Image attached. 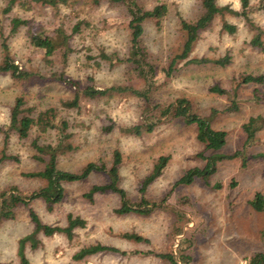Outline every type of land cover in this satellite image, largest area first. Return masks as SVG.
<instances>
[{"label": "rangeland", "instance_id": "1", "mask_svg": "<svg viewBox=\"0 0 264 264\" xmlns=\"http://www.w3.org/2000/svg\"><path fill=\"white\" fill-rule=\"evenodd\" d=\"M153 18L143 22L141 45L146 48L148 60L158 69L157 84L151 87L150 101L127 91H116L99 97L78 95V106L64 102L74 97V87L59 79L62 74L74 80L82 90L87 85L95 88L112 86L143 90L147 83L139 78L131 65L124 63L130 47V15L124 0H68L55 7L31 0H0V61L4 40L14 63L32 73L28 79L16 80L0 73V155L1 151L17 160L5 159L0 163V200L2 193L13 191L29 196L46 185L41 177L26 174L41 171L48 155L47 145L58 142L56 129L41 132L34 126L26 138H19L9 130L10 108L16 96H23L24 106L32 109L35 117L43 119L49 108L54 115L69 124L66 140L74 148L58 152L56 167L79 172L88 162L103 163L109 168L112 153L121 154L119 186L130 202L145 198L157 206L148 214H119L121 200L112 191L97 192L89 199L86 193L93 185L108 183L104 171H93L86 178L62 182L63 197L47 208L42 198L29 205L18 204L13 215L0 220V264H171L173 256L179 264H247L249 256L264 250V211H257L250 201L255 193L264 196V98L253 99L255 85L242 84L245 74L264 73V32L262 47L252 46L255 34L242 16L229 12L218 14L199 31L189 58L217 59L225 54L231 57L225 66L215 63L185 64L178 60L170 76L160 70L182 50L184 33L179 20H196L203 11L201 0H136ZM240 10V0H216ZM264 0H250L257 6ZM261 5V4H260ZM166 10L163 13V7ZM250 18L264 30V7L253 9ZM26 20L11 32L13 18ZM79 23L80 30L72 31ZM223 23L236 26L233 33ZM62 28L69 35L68 54L63 58L57 50L50 59L31 50L29 36L34 31L54 33ZM63 50V49H62ZM101 53L110 55L113 63L102 59ZM219 86L228 93L210 91ZM264 93V86L259 88ZM178 98L189 102L190 114L210 118L214 129L226 132V142L220 150L232 153L244 148L246 160L225 159L216 164L207 181L196 178L189 184L174 185L188 169L203 168L204 157L212 152L196 138L195 124H186L180 117L162 116L161 108ZM153 116L160 122L151 132L136 135L122 128L145 122ZM250 117H260L254 137L245 146L243 125ZM111 126L110 131L103 127ZM33 140L41 146L37 151ZM161 155H169L161 175L141 193L142 181L148 176ZM33 209L42 223L65 226L67 215L85 220L84 227L74 229L71 238L64 233L52 236L37 235L39 243L24 249L25 261L18 255V241L29 234L34 224L29 216ZM124 233H137L145 241L127 239ZM114 246L120 252L99 251L80 260L73 255L81 248L94 244ZM181 260V259H180Z\"/></svg>", "mask_w": 264, "mask_h": 264}, {"label": "trees", "instance_id": "2", "mask_svg": "<svg viewBox=\"0 0 264 264\" xmlns=\"http://www.w3.org/2000/svg\"><path fill=\"white\" fill-rule=\"evenodd\" d=\"M9 6L3 9V12H6L10 9L11 4L14 0H10ZM36 3H41L44 5H49L52 7L57 6L58 4H65L68 0H31ZM112 1H121V0H112ZM128 7L130 20L128 27L130 29V47L128 55L125 59L117 61H123L131 65L132 69L136 71L139 78L145 79L147 86L143 90L135 89L132 87H122V86H112L108 88H95L92 85L85 86L82 90L78 88V83L74 80H67L62 74L59 76V79L66 81L74 87L75 93L74 97L71 100L64 102V105L69 107L78 106V95L82 92L85 96L94 98L99 96L108 95L116 91L124 92L127 91L132 93L140 98H142L148 106L150 101V91L151 87L157 84V75L158 69L148 60V55L146 48L141 45V36L143 34V22L146 19L153 18V13L150 10L142 9L136 0H124ZM241 8L240 10H234L228 5L221 6L217 3L216 0H201L203 11L200 16L193 21H188L183 18H180L179 25L180 29L184 33V42L182 45V50L179 54L175 56L170 62V65L166 69L160 70L162 75L167 77L170 76L172 71H174L173 65L178 60H184L185 64H203V63H215L220 66L227 65L231 57L229 54L217 59H209L207 57L200 58H189V54L192 50L194 42L198 39L199 31L204 29L218 14H223L224 12H229L234 15L242 16L245 22L249 25L251 29H255V34H253L250 43L252 46L262 47L263 43L261 40V35L264 30L256 26L250 18V13L253 9H258L264 7V2H261L257 6H252L250 0H240ZM163 7V13L166 10L165 6ZM26 24V20H21L17 17L11 20V32H15L19 26ZM223 28L233 33L236 30V26L230 23H223ZM80 24L77 23L72 27V31H79ZM70 36L66 35L64 30L60 27L57 28L54 33H46L44 31H34L29 36V44L31 50L40 52L45 59H50L57 50L62 51L63 58L66 57L70 49L68 45V40ZM4 55L0 61V73L9 74L11 78L20 80L28 79L31 77L32 73L19 67L14 63L8 52V46L4 40L1 42ZM63 49V50H62ZM101 58L109 60L110 63H113V58L110 55L101 53ZM253 84L255 88L253 90V99L261 100L264 98V93H261L259 88L264 86V73L259 74H245L242 76V84ZM210 91L224 94L228 93L227 90L219 87L213 86L210 88ZM23 96H16L14 99V104L10 108L9 115V125L8 131L4 133V143L7 144V139L9 137V130H13L17 133L19 138H26L29 135L30 130L36 126L37 129L41 132L46 130L56 129L58 134V142L55 146L47 145L46 154L48 155L47 162L45 167L41 171L31 172L26 175L32 177H41L46 180V185L37 192H32L29 196H22L16 191H13L9 194L2 193V199L0 200V220L3 218H9L13 215L12 208L18 204H23L25 206L29 205V202L35 198H42L48 209L52 208V205L59 202L63 197V186L62 182L76 181L86 178L93 171H104L106 170L109 181L104 185H93L90 190L86 193L89 199H92L93 195L97 192H105L107 190L115 192L119 195L121 200V206L115 209V212L119 214H125L129 212L148 214L156 206V203L148 202L145 198H142L139 202H130L126 197V192L123 188L119 186V165L121 163V154L118 150H114L112 153V161L109 168H105L103 163L88 162L79 172H69L65 170L57 169L56 167V156L57 153L65 152L73 149L74 147L66 140L70 138L71 133L66 132L69 124L66 120L61 117L54 115V108H49L42 114L45 115V118L41 116V113H38L37 116L32 115V109L26 108L24 106ZM189 102L186 98H178L175 102L169 103L166 107L161 108L160 113L162 116H171V117H180L186 124H195L197 127L196 138L201 142L206 150H210L212 153L204 157L206 163L203 168H190L188 169L177 181L174 182V185L178 184H189L193 182L196 178H201L204 181H207L208 177L214 172L216 164L219 161L225 159H234L241 158L244 162L245 150L244 148L237 149L232 153H222L220 150L224 147L226 142V132L224 130L214 129L210 124V118L202 117L196 114H190ZM155 119L153 116L145 117V122L126 126L122 128L124 132L134 133L136 135H141L142 132H151L157 123L160 122V119ZM260 117H250L246 123L243 125V130L246 134L245 141L243 146H245L255 135V131L258 129L256 123L259 121ZM103 130L110 131L111 126L103 127ZM32 145L36 148L37 151H40L42 148L37 144L36 140H33ZM170 156L161 155L158 157L157 161L153 165L151 173L144 178L142 181L140 191L144 193L147 186L155 180L158 176L161 175L162 169L166 166ZM5 159L17 160L16 156L7 155L4 152V149L1 151L0 163ZM250 205L257 211H264V196L262 193H255L254 197L250 201ZM29 216L31 221L34 224L33 230L23 236L18 241V255L25 261L24 258V249L27 243L31 247H35L39 243V238L37 235L39 233L45 236H52L55 233H64L68 238H71L74 232V229L85 226V220L74 217L72 214L67 215V224L65 226H52L49 224L42 223L38 215L34 212L33 209H29ZM123 236L127 239H134L136 241H145L137 233H124ZM99 251H112L120 252L118 248L109 245L94 244L81 248L74 255L73 259L80 260L86 255H91ZM122 254L127 252L122 251ZM181 259V260H180ZM179 260L175 259L173 256L170 258L171 264H179V262L186 263L187 259H182V256ZM247 264H264V250L258 251L252 254L247 259Z\"/></svg>", "mask_w": 264, "mask_h": 264}]
</instances>
